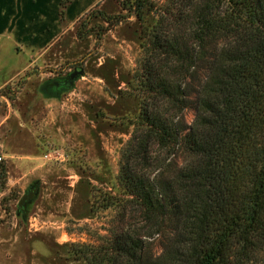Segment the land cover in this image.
Segmentation results:
<instances>
[{
  "label": "trees",
  "instance_id": "1",
  "mask_svg": "<svg viewBox=\"0 0 264 264\" xmlns=\"http://www.w3.org/2000/svg\"><path fill=\"white\" fill-rule=\"evenodd\" d=\"M159 12L141 32L139 113L117 177L132 214L76 255L264 264V0H165Z\"/></svg>",
  "mask_w": 264,
  "mask_h": 264
},
{
  "label": "rangeland",
  "instance_id": "2",
  "mask_svg": "<svg viewBox=\"0 0 264 264\" xmlns=\"http://www.w3.org/2000/svg\"><path fill=\"white\" fill-rule=\"evenodd\" d=\"M164 4L0 0L5 66L21 65L20 53L29 51L31 43L35 57L43 53L30 81L18 79L0 89L3 134L11 129L34 134L36 144L31 169L17 170L2 162L0 264H87L76 252L101 246L121 226L122 215L130 218L129 205L119 204L123 198L117 177L139 113L133 78L144 55L141 32L157 23ZM32 13L35 32L27 42L21 29ZM103 16L117 21L107 24ZM39 39L45 53L37 47ZM15 56L19 58L14 62ZM75 70L82 76L72 86L54 88ZM10 76L0 74V83ZM184 119L192 123V109L184 112ZM25 137L19 136L18 142L26 144ZM4 143L11 147L10 140ZM35 186L37 195L23 216L17 204ZM152 244L159 254L158 242Z\"/></svg>",
  "mask_w": 264,
  "mask_h": 264
},
{
  "label": "crops",
  "instance_id": "3",
  "mask_svg": "<svg viewBox=\"0 0 264 264\" xmlns=\"http://www.w3.org/2000/svg\"><path fill=\"white\" fill-rule=\"evenodd\" d=\"M33 18H34L33 13L30 14V17L28 15L27 20H26V26H23L21 29V34L23 35V38L27 40V42L30 39L32 41L33 35L35 32V27H34L35 25L33 23ZM42 41H43L42 39H39L37 41V47L40 48L39 50H44L43 52L45 53L47 50L46 49L47 47H43L44 44L41 43ZM34 44L35 43L33 44L31 43L32 47L29 51H26V53H24L25 55L23 53H20V55L23 56L24 57L23 59L25 60L22 59L21 60L22 64L17 65L16 68L14 66H11L10 68L5 66V63H3L4 61L2 60V57L5 54H3V49L0 48V74L7 73L11 75L4 82L0 83V89L5 88L8 85H13V83L16 82L18 79L24 78L23 81H30L34 77L33 68L38 63V61L41 58V55L43 54L42 53L38 55L37 57L34 56V51H35ZM14 46L16 49L17 46L16 45ZM14 58H15L14 60L15 62L16 59L19 57L15 56ZM3 59H5V57ZM58 93H60V91H58ZM47 99L53 100L56 98L49 97ZM3 131L4 129L2 128V124H1L0 125V136L3 138V140L0 139V149L3 153L4 162L6 163V165L8 164L11 168L13 167L14 169H17V170H21L23 166H26L28 169H31L32 168L31 159L35 158L33 155H31V151L33 150V147L36 146L34 134L29 136L27 133H23L21 131L17 133H12L14 131L12 129L7 130L3 134ZM21 135L23 138L26 136L25 137L26 144L18 142V137ZM4 140L5 141L10 140L11 147L8 146V144H5Z\"/></svg>",
  "mask_w": 264,
  "mask_h": 264
},
{
  "label": "water",
  "instance_id": "4",
  "mask_svg": "<svg viewBox=\"0 0 264 264\" xmlns=\"http://www.w3.org/2000/svg\"><path fill=\"white\" fill-rule=\"evenodd\" d=\"M82 76V71H74L72 74L69 75L68 80L64 83L65 86H72V84L79 79ZM38 187L35 186L32 190L28 191L26 194H24L18 204L17 209L22 213L23 216L26 214V206L30 202H32L36 195H37Z\"/></svg>",
  "mask_w": 264,
  "mask_h": 264
},
{
  "label": "flooded vegetation",
  "instance_id": "5",
  "mask_svg": "<svg viewBox=\"0 0 264 264\" xmlns=\"http://www.w3.org/2000/svg\"><path fill=\"white\" fill-rule=\"evenodd\" d=\"M75 71H78V70H75ZM73 73V72H72ZM71 73V74H72ZM64 83H65V81L64 82H60L59 84L57 83V84H54V86H55V88H57V89H59V88H63V87H66L65 85H64Z\"/></svg>",
  "mask_w": 264,
  "mask_h": 264
},
{
  "label": "built area",
  "instance_id": "6",
  "mask_svg": "<svg viewBox=\"0 0 264 264\" xmlns=\"http://www.w3.org/2000/svg\"><path fill=\"white\" fill-rule=\"evenodd\" d=\"M4 161V157H3V154H2V151L0 149V164Z\"/></svg>",
  "mask_w": 264,
  "mask_h": 264
}]
</instances>
